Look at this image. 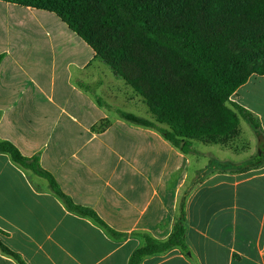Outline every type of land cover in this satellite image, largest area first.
Segmentation results:
<instances>
[{
    "label": "crops",
    "instance_id": "0c3cea01",
    "mask_svg": "<svg viewBox=\"0 0 264 264\" xmlns=\"http://www.w3.org/2000/svg\"><path fill=\"white\" fill-rule=\"evenodd\" d=\"M0 56V141L37 157L74 205L119 235L68 210L44 178L0 153V242L25 264H129L145 237L167 240L182 212L187 251L139 264H264V160L222 172L230 160L214 154L218 145L190 140L183 153L118 116L105 99L113 70L53 12L0 0ZM229 101L259 130L247 123L246 142L240 120V148L224 149L237 156L253 145L250 158L264 156V75ZM0 264L17 263L0 252Z\"/></svg>",
    "mask_w": 264,
    "mask_h": 264
},
{
    "label": "trees",
    "instance_id": "16d2710c",
    "mask_svg": "<svg viewBox=\"0 0 264 264\" xmlns=\"http://www.w3.org/2000/svg\"><path fill=\"white\" fill-rule=\"evenodd\" d=\"M2 1L58 15L92 48L96 58L142 98L155 122L168 127L161 135L183 153L190 152V140L228 145L240 135V117L259 130L256 119L229 99L250 76L264 75V0ZM123 118L154 128L133 114ZM0 153L46 179L50 191L68 210L91 218L113 237L119 236L94 212L74 205L40 167L37 157H24L14 145L2 141ZM250 168L238 165L231 170L241 173ZM173 248L187 251L183 212L167 240L145 237L129 264ZM0 252L25 264L1 242Z\"/></svg>",
    "mask_w": 264,
    "mask_h": 264
},
{
    "label": "rangeland",
    "instance_id": "374dc122",
    "mask_svg": "<svg viewBox=\"0 0 264 264\" xmlns=\"http://www.w3.org/2000/svg\"><path fill=\"white\" fill-rule=\"evenodd\" d=\"M112 72H113V75H110L107 78V82H108V85H109V87H108L109 93H108V95H106V98H105V99H107L106 100L107 105H109L110 108L115 106L116 114L123 118V115L130 114V113H126L124 106H126L128 104H130V105L133 104L134 108H135L134 110H137V112L135 114L137 117H140V118L150 122L151 124H153L154 128L158 132H160V134L163 133V132L169 131L167 126L162 125V124H157L155 122L153 116L149 113L147 105L145 104V102L142 100V98L130 86H127L124 83L125 84V86H124L125 88L121 89L119 84H113V82L121 83V81H123V80L120 79L114 73V71H112ZM112 79H113V81H112ZM114 90H117V93L114 94L113 93ZM122 106H123L124 110L121 108ZM240 120H241L240 129L242 130L241 139H246V142H250V140H251L252 143L251 142L250 143L253 144V141H252L253 137H254L253 130L250 128V126H248L249 123L243 117L239 118V122H240ZM239 139H240V135L235 140L231 141L226 146H222V145H218V144H216V145H218L220 147L212 146L214 151H216V153H214L213 151L212 152L214 154H218V156H219V158H221V160H230V162H231V163L227 162V164H229L230 166H228L225 163H221L220 164V169H221L222 172L232 171L231 169L234 167V165L237 164V163H240V161L242 163L243 162L244 163L248 162L249 164H252V165H258V164L263 162V160H264V156L263 155H261L260 157L257 156L254 159L250 158V154L253 152L252 151L253 145H251V146L249 145L250 146L249 150L242 151L237 156H233L232 153L229 150L224 149V148H228V147L232 148V145H234L236 141H237L236 142L237 143V147L240 148L239 141H238ZM197 141H200V140H197ZM201 142H203V141H201ZM205 144H207V143H205ZM179 148L180 147H178L177 149L179 150ZM212 164L216 165L215 163H210V166H212Z\"/></svg>",
    "mask_w": 264,
    "mask_h": 264
}]
</instances>
